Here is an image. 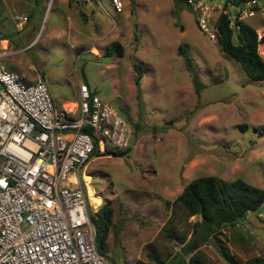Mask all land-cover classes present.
I'll return each mask as SVG.
<instances>
[{
  "label": "rangeland",
  "instance_id": "374dc122",
  "mask_svg": "<svg viewBox=\"0 0 264 264\" xmlns=\"http://www.w3.org/2000/svg\"><path fill=\"white\" fill-rule=\"evenodd\" d=\"M99 1L90 21L97 32L88 30L87 43L74 47L69 41L43 51L36 45L35 51L8 57L6 64L20 65L31 55L32 67L8 69L33 80L36 68L48 91L60 98L59 109L75 108L74 83L83 82L127 122L129 146L94 154L81 170L90 186L91 213L104 205L112 212L99 253L116 264H156V258L175 264L179 255L187 260L195 244L189 242L198 218L176 202L192 179L242 178L264 189V80L248 78L217 42L203 35L183 2L121 0L117 10L109 0ZM6 11L0 0V26ZM45 21L42 29L52 20ZM112 42L123 47L122 56L107 54ZM179 45L190 64L178 53ZM257 52L264 60V43ZM136 64L141 66L139 85ZM222 232L200 246L209 264H228L216 251L217 243L238 264L264 260V211L260 216L250 212Z\"/></svg>",
  "mask_w": 264,
  "mask_h": 264
},
{
  "label": "built area",
  "instance_id": "2783aa9c",
  "mask_svg": "<svg viewBox=\"0 0 264 264\" xmlns=\"http://www.w3.org/2000/svg\"><path fill=\"white\" fill-rule=\"evenodd\" d=\"M109 1L121 10V0ZM183 3L210 40H219L223 14L233 37L255 22L264 43V0ZM16 53L0 47V264H116L98 251L81 170L94 154L127 148L132 130L83 82L75 108L59 109L36 68L33 80L8 69Z\"/></svg>",
  "mask_w": 264,
  "mask_h": 264
},
{
  "label": "trees",
  "instance_id": "16d2710c",
  "mask_svg": "<svg viewBox=\"0 0 264 264\" xmlns=\"http://www.w3.org/2000/svg\"><path fill=\"white\" fill-rule=\"evenodd\" d=\"M179 2H183V0H174L176 6H179ZM219 31L220 37L217 41L219 50L231 56L248 78L264 80V60L257 52L259 42L254 28L247 23H242L236 37H233L225 15L221 14ZM262 41H264V37ZM113 51L118 56H122L123 47L118 42H112L107 54ZM178 53L183 55L190 64V57L187 55L185 47L179 45ZM134 67L135 70H138L135 84L139 85L141 66L136 64ZM176 202L180 203V207L186 214L196 216L198 219L192 225L189 244H195L191 247L189 258L186 260L179 255L175 264H209L204 253L200 250L203 241L206 242L216 234H224L223 227L237 225L246 218L248 212H253L256 208L264 205V189L252 186L242 178L226 181L214 175H202L192 179L184 186L176 198ZM90 218L96 226L99 251V248L104 246L112 226L111 208L107 205L101 206L95 214H91ZM214 246L224 262L238 264L225 245L217 243ZM155 260L156 264L162 263L159 258ZM136 264L150 263L137 262ZM243 264H264V260L261 257H254L246 260Z\"/></svg>",
  "mask_w": 264,
  "mask_h": 264
},
{
  "label": "crops",
  "instance_id": "0c3cea01",
  "mask_svg": "<svg viewBox=\"0 0 264 264\" xmlns=\"http://www.w3.org/2000/svg\"><path fill=\"white\" fill-rule=\"evenodd\" d=\"M4 5L6 7L7 14L6 16H3L4 23L3 26H0V29L5 27L7 24L12 32L10 33L9 30L6 32V27L3 33L0 32V47H6L8 49L11 48L17 51L16 54L12 55L13 57L10 56L15 58L19 55L23 56L25 52H30L33 50L35 51L36 45H40L38 50L43 51L48 46L52 47L53 45V47L56 46L55 48L60 49L61 46H64L66 42L69 41L74 45V47H80L81 44L87 43L85 38L88 37V30L97 32V26L95 24L92 25L90 21L93 18V14H95L96 6H101V1L4 0ZM22 17H25L26 20H23ZM45 18L46 23L49 22L48 20L50 19L52 21L49 22L48 25L44 24L42 29V24ZM88 27H90V29H88ZM40 31L41 34L39 33ZM94 35L93 37H95ZM44 36L47 37L46 40ZM62 49L64 50V48ZM84 51L86 50H82L80 52ZM29 57V60H24L22 57L20 65L11 63L10 66H8L7 63V66L12 67L14 65L11 70H16L19 66H22L23 68L26 66L28 67L29 65L31 66L33 64H31L30 60L34 62V59L31 57V55ZM24 77L27 78L26 76ZM74 87L76 89L74 97H77L78 101L77 82L74 83ZM51 95L55 103L58 105L60 98L55 97L53 94ZM64 103L65 100H63L60 106H63Z\"/></svg>",
  "mask_w": 264,
  "mask_h": 264
},
{
  "label": "water",
  "instance_id": "95a60500",
  "mask_svg": "<svg viewBox=\"0 0 264 264\" xmlns=\"http://www.w3.org/2000/svg\"><path fill=\"white\" fill-rule=\"evenodd\" d=\"M264 211V205H262V206H260V207H258V208H256L254 211H253V213H260V212H263ZM94 230H95V237H96V226L94 225ZM109 259V258H108Z\"/></svg>",
  "mask_w": 264,
  "mask_h": 264
},
{
  "label": "clouds",
  "instance_id": "9594fccd",
  "mask_svg": "<svg viewBox=\"0 0 264 264\" xmlns=\"http://www.w3.org/2000/svg\"><path fill=\"white\" fill-rule=\"evenodd\" d=\"M248 213H250V212H248ZM253 213V212H252ZM261 213V212H260ZM256 214H259V213H256ZM246 217H247V215H246Z\"/></svg>",
  "mask_w": 264,
  "mask_h": 264
}]
</instances>
